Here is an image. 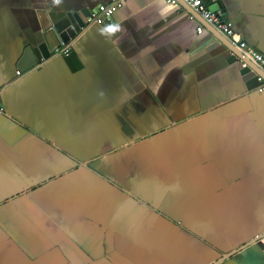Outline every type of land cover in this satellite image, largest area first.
<instances>
[{
	"label": "crops",
	"instance_id": "obj_1",
	"mask_svg": "<svg viewBox=\"0 0 264 264\" xmlns=\"http://www.w3.org/2000/svg\"><path fill=\"white\" fill-rule=\"evenodd\" d=\"M106 1L0 0V264L66 263L56 233L82 231L75 212L102 227L103 264L111 232L153 234L145 247L169 264H264L257 239L220 257L264 229V76L241 71L240 51L206 23L197 32L182 2L126 0L88 19ZM208 1L264 54V0ZM82 6L72 69L51 49ZM42 41L48 57L22 59ZM131 245L135 257L114 264H152ZM37 249L54 254L38 261Z\"/></svg>",
	"mask_w": 264,
	"mask_h": 264
},
{
	"label": "rangeland",
	"instance_id": "obj_2",
	"mask_svg": "<svg viewBox=\"0 0 264 264\" xmlns=\"http://www.w3.org/2000/svg\"><path fill=\"white\" fill-rule=\"evenodd\" d=\"M84 210L83 212L85 213ZM74 212V211H73ZM82 213V212H80ZM96 211L93 213L95 214ZM83 214V213H82ZM84 215V214H83ZM96 216V214H95ZM64 218V217H63ZM68 220H72L74 222L75 227L80 230H82L80 233L78 232H66V229L64 228L63 224L60 228V231H57L56 236L60 239V237H64L65 239L62 240L60 243L58 242L57 245L61 248V254L63 259H66L67 262L63 264H103L104 261L101 259H98L99 254L101 253L100 251V237L99 234L95 230H101L102 227H96V228H90L89 230L86 227V225L83 224V216H80L75 212L74 217H68ZM62 219V218H61ZM92 219V218H91ZM164 218L160 217H153L152 220V225L154 227L157 226H162L164 224V221H162ZM172 223V222H171ZM79 226V227H78ZM69 230V225L67 226ZM63 232V233H62ZM69 233V234H67ZM82 233V234H81ZM100 233V232H98ZM112 234H107L105 238V241L103 242V245L106 247V252L108 253L107 256L110 258L112 255H114V260L113 262H116V256L117 254L121 253L122 255L126 257H135L133 253H136L135 248L131 247V244H134L136 247L137 246H142L143 251H141V255H143L145 258L152 259V264H169L172 262L165 261V258L170 259V261H174L171 257H167L166 254H163L162 250L159 248L155 247V244H152L154 248L151 246H146V242H150L148 240L147 236H151L153 234L151 233H143V235H140L138 239H136L133 236H120L118 233H113ZM66 236V237H65ZM65 241L67 244H65ZM116 245L114 248L112 247L109 248L111 245L113 246ZM156 242V241H155ZM65 245H69L67 247V251L63 248ZM145 249L149 251L150 254L152 255H145ZM44 253L43 255H40L39 249L35 250L36 255H37V260L41 261L38 257L42 258L43 261L47 260L50 255L52 256L54 254V249H43ZM181 253V252H180ZM95 257V258H93ZM83 259V262H81ZM78 260V261H77ZM110 263V264H114ZM53 264V263H52ZM142 264H145L143 262Z\"/></svg>",
	"mask_w": 264,
	"mask_h": 264
},
{
	"label": "built area",
	"instance_id": "obj_3",
	"mask_svg": "<svg viewBox=\"0 0 264 264\" xmlns=\"http://www.w3.org/2000/svg\"><path fill=\"white\" fill-rule=\"evenodd\" d=\"M126 0H108L103 3H98L96 6L88 9V19L93 22H102L109 20L111 14ZM169 3L182 2L189 6V8L200 18V22L196 25L197 32L202 31L204 24L209 25L217 34L223 36L229 44L240 51L242 57L246 58L251 66L260 70L257 71L256 78L262 83L264 76V54L253 44L247 43L240 32H238L230 19L225 17L221 12L210 7L208 0H166ZM70 43L63 40L55 44L51 52L53 54L65 55L70 51ZM43 59V57H41ZM253 67V68H254ZM20 70L16 69V73ZM263 84L259 85L258 90H262ZM3 107L0 106V110ZM257 240H260L264 246V229L257 235Z\"/></svg>",
	"mask_w": 264,
	"mask_h": 264
},
{
	"label": "water",
	"instance_id": "obj_4",
	"mask_svg": "<svg viewBox=\"0 0 264 264\" xmlns=\"http://www.w3.org/2000/svg\"><path fill=\"white\" fill-rule=\"evenodd\" d=\"M210 7L212 9H216L218 10L219 12H225V10L222 8V9H218V4L217 3H213V4H210ZM189 10H191L189 8ZM88 13V11H87ZM85 14H86V9L85 7H81V8H78V9H75V10H70L68 12V15H69V18H70V24L68 26H66L65 28H63L62 30H60L59 32V36L60 38L65 41V42H68L70 41V38L74 37L75 35H77L79 33V31H81L84 27H85V23L87 20H85ZM223 14V13H222ZM219 36V35H218ZM37 48H38V53L37 55L32 51L31 47H26L23 51V58H26V54L28 55L29 53L32 55L33 57V61L31 64H34L35 65V61H36V57H38L39 55L43 56L44 58L48 57L49 56V53H50V50L48 49L47 47V44L45 43V41H42L40 42L38 45H37ZM235 52V50L233 51ZM34 54H35V57H34ZM64 60L67 62V64L70 66V68H75V65L78 64V61H77V56L75 54V52L70 49V51L68 52V54H65V55H62ZM242 57V56H241ZM242 60L245 62L243 67H242V70L243 72H246L247 70L251 69L252 72L255 74H257V71L251 66V64L249 63V61L242 57ZM260 82V81H259ZM257 237L255 238H251L250 240L246 241L245 243L241 244L240 246L238 247H235V248H232L228 251H223L221 252V258H224V257H227L237 251H241L243 248L247 247V246H250L252 243H255ZM220 259V258H218ZM218 259H213L212 261L206 263V264H213L215 263Z\"/></svg>",
	"mask_w": 264,
	"mask_h": 264
}]
</instances>
